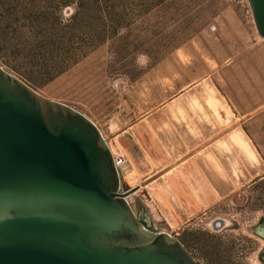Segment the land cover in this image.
<instances>
[{"label":"rangeland","instance_id":"obj_1","mask_svg":"<svg viewBox=\"0 0 264 264\" xmlns=\"http://www.w3.org/2000/svg\"><path fill=\"white\" fill-rule=\"evenodd\" d=\"M0 66L126 157L120 192L149 230L200 264H264L251 231L264 216V39L248 0H0Z\"/></svg>","mask_w":264,"mask_h":264},{"label":"water","instance_id":"obj_2","mask_svg":"<svg viewBox=\"0 0 264 264\" xmlns=\"http://www.w3.org/2000/svg\"><path fill=\"white\" fill-rule=\"evenodd\" d=\"M248 2L264 39V0ZM120 185L88 117L0 66V264H200L149 230ZM251 231L264 238V216Z\"/></svg>","mask_w":264,"mask_h":264},{"label":"crops","instance_id":"obj_3","mask_svg":"<svg viewBox=\"0 0 264 264\" xmlns=\"http://www.w3.org/2000/svg\"><path fill=\"white\" fill-rule=\"evenodd\" d=\"M253 148H254V147H253ZM254 149H255V148H254ZM196 176H197V177H196ZM191 177H192L193 179H192ZM198 177H200V178H198ZM201 178H202V181L199 180V179H201ZM194 179H195V180L197 179V180L195 181ZM203 179H204V178H203L201 175H199V173H198V174L196 173V174H194V175H193V174L190 175V181L195 182V184L197 183V185H195V188H196V191H197L198 193H199V192L202 193V191H204V189H202V188H203V186H204L203 184L206 182V180L204 179L205 182L203 183ZM201 183H202V184H201ZM193 184H194V183H193ZM196 186L199 187V190H198V187H196ZM204 187H206L205 190L208 189V184H207V182H206V186H204ZM182 190H183L182 193H185V195H187V196H189V195L192 196V195L194 194V193L192 194L191 191H189L188 189H183V188H182ZM187 191H188V192H187ZM206 191H207V190H206ZM206 191H205V192H206ZM178 195H179V194H178Z\"/></svg>","mask_w":264,"mask_h":264},{"label":"bare ground","instance_id":"obj_4","mask_svg":"<svg viewBox=\"0 0 264 264\" xmlns=\"http://www.w3.org/2000/svg\"><path fill=\"white\" fill-rule=\"evenodd\" d=\"M221 108H222V107H221ZM142 137H143V136H142ZM142 139H143V138H142ZM152 143H153V142H152ZM111 147H112V146H111ZM113 151H114V150H113ZM253 152H254V151H253ZM117 156H118V155H117ZM127 162H128V161H127ZM127 162H126V163H127ZM124 166H125V165H124ZM131 174H132V173H131ZM183 174H184V173H183ZM197 174H198V173H197ZM184 175H185V174H184ZM199 175H200V174H199ZM131 176H132V175H131ZM179 176H180V175H179ZM132 177H133V176H132ZM186 177H187V176H186ZM196 177H197V176H196ZM177 178H178V177H177ZM177 178H176V179H177ZM187 178H188V177H187ZM191 178H192V177H191ZM198 178H200V177H198ZM203 178H204V177H203ZM192 179H193V178H192ZM194 180H195V179H194ZM196 180H197V179H196ZM196 180H195V181H196ZM199 180L202 181V178L199 179ZM174 182H176V181L174 180ZM178 182H179V181H178ZM204 182H205V181H204V179H203V183H204ZM180 183H181V182H180ZM193 183H194V187H195V185H197V183H196V184H195V182H193ZM201 184H202V183H201ZM203 185L206 186V182H205ZM174 186H175V185H174ZM182 186H183V185H182ZM204 186H203L202 189H204V191H206V190L208 191L209 188L205 190L206 187H204ZM176 187H177V185H176ZM176 187H175V188H176ZM196 187H198V186H196ZM178 188H179V186H178ZM180 188H181V187H180ZM181 189H182V188H181ZM160 190H161V189H160ZM195 190H196V188H195ZM198 190H199V187H198ZM178 191H179V190H178ZM180 191H182V190H180ZM204 191H202V192H204ZM207 191H206V192H207ZM187 192H188V191H187ZM206 192H205V193H206ZM197 193H198V192H197ZM205 193H204V194H205ZM163 194H164V193H163ZM177 194H179V193H177ZM157 195H158V194H157ZM200 195H202V193H201ZM178 196H183V197H185V199H187V198H186L187 195H185V193H182V194H181V192H180V194H179ZM189 196H190V195H189ZM194 198H195V197H194ZM189 200H190V199H189ZM188 202H189V201H188ZM189 203H191V202H189ZM197 203H198V202H197ZM187 205H188V204H187ZM171 213H172V212H171ZM171 223H172V222H171ZM174 224H175V223H174Z\"/></svg>","mask_w":264,"mask_h":264},{"label":"built area","instance_id":"obj_5","mask_svg":"<svg viewBox=\"0 0 264 264\" xmlns=\"http://www.w3.org/2000/svg\"><path fill=\"white\" fill-rule=\"evenodd\" d=\"M114 155V154H113ZM114 160H115V164L117 166V168L119 169V171L122 173V167L126 164L127 160L126 157L123 155H114Z\"/></svg>","mask_w":264,"mask_h":264},{"label":"flooded vegetation","instance_id":"obj_6","mask_svg":"<svg viewBox=\"0 0 264 264\" xmlns=\"http://www.w3.org/2000/svg\"><path fill=\"white\" fill-rule=\"evenodd\" d=\"M143 220H144V222L148 223V221L146 219H143ZM216 224L218 225L219 223L217 222Z\"/></svg>","mask_w":264,"mask_h":264}]
</instances>
